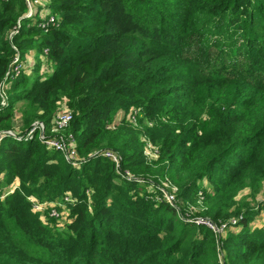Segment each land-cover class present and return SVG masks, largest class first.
<instances>
[{
	"label": "trees",
	"instance_id": "trees-1",
	"mask_svg": "<svg viewBox=\"0 0 264 264\" xmlns=\"http://www.w3.org/2000/svg\"><path fill=\"white\" fill-rule=\"evenodd\" d=\"M49 1L36 15L50 18L32 24L26 0H0V133L43 125L84 161L69 163L37 137L0 143V189L19 183L0 201V264H264V227L235 201L264 179V0ZM15 47L23 58L37 49L52 69L26 85L13 73ZM61 105L72 121L52 133ZM132 109L139 128L117 119ZM104 151L120 155L119 166L94 157ZM119 172L156 190L164 179L190 202L206 179L199 218L237 229L222 239L187 224ZM68 195L76 201L65 204L63 231L30 200Z\"/></svg>",
	"mask_w": 264,
	"mask_h": 264
},
{
	"label": "rangeland",
	"instance_id": "rangeland-1",
	"mask_svg": "<svg viewBox=\"0 0 264 264\" xmlns=\"http://www.w3.org/2000/svg\"><path fill=\"white\" fill-rule=\"evenodd\" d=\"M49 0H32V13L30 14V16L27 18H29L30 23L32 24H36V21L41 19V21H47L51 14H48L47 16H43V15H36V9L40 8V10H42L45 13H48V5H49ZM46 6V7H45ZM42 7V9H41ZM30 12V9H29ZM28 12V14H29ZM27 14V15H28ZM18 34V32L16 33ZM15 33H13V36L16 35ZM12 36V38H13ZM15 57L14 60L12 62L13 66L18 65V70L15 71V77L20 78L21 76L25 75L27 77H29V80L26 81V85H29L30 83H32L33 81H35L37 79V72L39 71L40 75H42L43 77L46 76V73H48L49 70L52 69V65L50 63V65H45L44 61L45 58L44 57H40L38 53L37 49H31L29 50L28 54L26 55V58H23L19 52V50L15 47ZM40 60V66H38V61ZM35 67H38V69H35ZM2 92V91H1ZM5 101L7 102V100L9 101V92L6 89L5 91ZM10 103L8 102L7 105H5V107H3L2 109H5L7 107H9ZM16 112L20 111V103L16 104ZM132 113L135 112V109L131 110ZM129 113V112H128ZM128 113H125L123 110H120L117 112V119L121 118V116H125V115H129ZM138 115L139 113L136 115V118L138 119ZM128 117V116H127ZM20 118V115L18 114V116L16 117V120L12 123L14 126L13 127H20V121L18 120ZM18 120V121H17ZM135 128H139L136 124V122L132 123ZM49 128V127H48ZM47 130H44V132H46ZM52 132H55V130H52ZM60 133V132H59ZM61 134H65L64 131L61 132ZM21 135V134H20ZM5 139V138H4ZM35 139V138H34ZM143 143H144V155L149 158V159H157L156 157V151L157 149L145 138H142ZM3 141V140H2ZM33 141V140H30ZM28 141V142H30ZM119 176L120 179L126 180L128 182H137L139 183V185H142V190H141V194L147 195L148 197H150L151 199L153 198L156 201H160L162 198H164L165 202L169 203L171 206H173L181 215H183L181 217V219L187 223V224H192L196 226V222L195 223H191V220H197L200 219V215L203 212L207 211V204L205 199L201 198L205 192H212V186L209 184L208 180H203L201 182V184L197 187L196 192H197V196L196 199L193 202L190 201H182L180 199L175 198V195L177 193V188L175 186H171L170 184H168L166 181H164V179H162V181L160 182L162 188L161 189H155L153 187H150L149 184H141V182H143V180L137 178L134 174H131L132 179L130 180L127 173H123V172H119ZM119 183H123L122 180L119 181ZM16 186H19V183H17V181L13 182L9 187H2L5 190H10V189H14ZM91 195V194H90ZM162 196V198H161ZM33 200L39 202L40 204H44L41 201L36 200L35 198H32ZM74 202L76 201L75 198H73ZM170 200V202H169ZM235 201L237 202V207L243 209L244 212H248V211H252L251 213L254 214L255 218L253 220V224L252 225H256L257 222L259 221L260 223L263 222L264 218V179L260 182L259 186H258V190L257 191H253L250 188H245L242 191H240L237 196L235 197ZM50 206H57V204L60 203V201H52V202H48ZM60 207H62V212L59 209V218L55 219V222L52 224L57 230L59 231H63L66 226L70 223V209L66 206V205H61ZM49 206H47L46 209H48ZM36 212H41V211H37ZM244 212L242 213V215H244ZM187 215V216H186ZM41 219L43 220L44 223L47 222V215H42L40 214ZM237 224H235V226L233 227H227V229H225L224 232L218 233V234H222L223 238L225 239L229 233L235 232L237 229ZM205 227L206 224H203ZM208 229H210L209 227H207ZM211 230V229H210ZM212 231V230H211ZM213 232V231H212Z\"/></svg>",
	"mask_w": 264,
	"mask_h": 264
},
{
	"label": "built area",
	"instance_id": "built-area-1",
	"mask_svg": "<svg viewBox=\"0 0 264 264\" xmlns=\"http://www.w3.org/2000/svg\"><path fill=\"white\" fill-rule=\"evenodd\" d=\"M30 9L29 14L27 15L28 17L30 16V14L33 12L32 11V0H26ZM50 22H54L53 17L50 19ZM18 70V65L14 66L13 69V73L15 75V71ZM0 90L3 91L4 87H0ZM5 94V93H4ZM5 96V95H4ZM8 104V100L7 102L5 101V97H3V103L2 106L5 107V105ZM139 111H137L135 109V112L132 113V111L129 113L128 115V119L132 122L136 121V115ZM72 121V112L67 110V108L63 105H61V109L60 111L57 113V115L55 116L54 120H53V130H55L54 133H59L63 130H65L71 123ZM45 128L43 125H41L39 132L37 131V128H33L30 132H28L25 135H20L19 132H5V133H0V143L2 142V140H4V138L6 137H11L14 140L18 141V142H28L30 140H34V138H38L40 140L43 141V143L47 146V148L49 149H54L55 151H61L64 155L66 160L69 163H72L73 165L77 166L79 165V163L83 162L84 160H82L79 155L77 154L76 150H75V146L73 144H66V142L64 141V139H62L61 137L58 136H54V137H48V135H46V132H44ZM52 132V130H51ZM53 133V132H52ZM97 156H101L103 158L109 159L111 161H113L117 166H119L120 164V155H118L117 153L113 152V151H104L100 154H95L94 157ZM157 157V155H156ZM127 173L129 179H132V176L130 173L128 172H124ZM168 183V182H167ZM170 184V183H168ZM171 185V184H170ZM173 186V185H171ZM18 186H16L14 189H10V190H5V189H0V201H4L6 199L7 196H9L10 194H12ZM178 191V189H177ZM177 194V193H176ZM176 198V195H175ZM33 202V208L34 211H41L42 215H47V221L48 219H58L59 218V209L61 208V205H65L67 202L68 203H73V199L72 197L65 196L64 200L62 202H60L59 204H57L56 207L55 206H50L48 205L49 203L46 202L44 204H40L39 202L33 200L32 198L30 199ZM170 202V200H169ZM47 206H49L48 209ZM191 223H195L196 225H203L204 223L206 224L207 227H209L213 233H215L218 237H222V234H218L221 232H224L225 229H227V227H233L232 225H235L236 223H238V221L233 220L231 223L232 224H215L210 220H205L203 218L197 219V220H191ZM238 225V224H237ZM204 226V225H203Z\"/></svg>",
	"mask_w": 264,
	"mask_h": 264
},
{
	"label": "crops",
	"instance_id": "crops-1",
	"mask_svg": "<svg viewBox=\"0 0 264 264\" xmlns=\"http://www.w3.org/2000/svg\"><path fill=\"white\" fill-rule=\"evenodd\" d=\"M121 117H122V116H121ZM262 218H264V217H262ZM256 227H264V220H263L262 223H260V222L258 221L257 224H256Z\"/></svg>",
	"mask_w": 264,
	"mask_h": 264
}]
</instances>
